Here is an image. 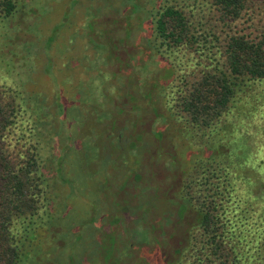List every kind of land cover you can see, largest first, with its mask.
Wrapping results in <instances>:
<instances>
[{"label":"trees","instance_id":"obj_1","mask_svg":"<svg viewBox=\"0 0 264 264\" xmlns=\"http://www.w3.org/2000/svg\"><path fill=\"white\" fill-rule=\"evenodd\" d=\"M67 1L0 0V264H64L73 132L80 165L106 159L124 181L91 218L109 262L264 264V0H88L100 32L81 60L98 73L54 78L77 89L54 105L35 79L54 72ZM180 141L199 149L189 163Z\"/></svg>","mask_w":264,"mask_h":264},{"label":"rangeland","instance_id":"obj_2","mask_svg":"<svg viewBox=\"0 0 264 264\" xmlns=\"http://www.w3.org/2000/svg\"><path fill=\"white\" fill-rule=\"evenodd\" d=\"M64 2L59 3L62 8L65 6ZM73 4V0H68L66 2V5H69L68 17H70L72 21L70 24L67 23L64 27L60 28V30L57 32V37L54 40L53 47L50 49V54L53 57L55 63L54 72L44 76L42 72H38L36 74L35 83L37 82L40 85L37 86V88H42V90H45L49 93V104L54 103L55 105L56 101H58L53 100L55 99L54 94L57 99L60 94L67 98L75 93V91L77 92V89L73 88V85L75 87L79 84V82H90L91 76L94 77L98 73L97 70H85L84 65H89L90 62L81 59L88 57L91 50H88L87 48V39L83 38L84 35L88 34L87 37H90V32L94 33V31L97 30L96 33L98 34L100 31L99 29H92V26H89L88 24L84 26L87 12L85 8L89 4V1L80 0V3L77 6ZM59 14L60 13L57 12L53 15L52 23H56L58 21L60 17ZM48 22L49 21H45V28L47 31H49ZM92 53V57L93 55L95 57L98 56V53L94 50H92ZM72 76L75 77L71 81L73 84L71 86L69 81L65 82V79H68V77L70 78ZM54 78L58 80L65 78L63 80V85L59 86L57 83L54 85ZM108 83L111 82L108 81ZM98 84L99 81L96 79L92 83L93 86H97ZM31 87L33 88L35 85H32ZM82 88L85 89L84 87ZM60 90L63 91L61 92ZM111 94L114 95H112L114 98H119L118 90H112ZM70 112L72 111L70 110ZM103 112L105 113V111H102L99 114L98 111L93 112L95 122L99 120L101 116H103ZM87 126L89 128L92 125L88 124ZM84 134L86 137L91 136V138H94L95 133L92 132L91 134V132L87 131ZM80 137H84V135L82 134L78 136L75 132H73V135L71 134L70 137L65 139L69 141V143L66 142L67 146L65 147V149H67L65 161L67 164L66 171L69 175L68 183L73 181L74 185H69L71 195L69 200L70 203H68L66 217L62 218L64 224L69 230L68 233L64 235V237L59 236L61 239L63 238L66 241V246L62 250L64 253L66 252V255H68L67 257L63 258L62 262L64 264H117V258H113L112 262H109V259L112 258L110 253L112 250L111 246H109L110 241L109 244L106 243L107 240L104 242H101V239L100 241H96V237L99 239L100 236L98 233H95L94 230L96 223H94V219L91 220V218L94 216L93 214H95L96 220L105 222L107 214L115 212V208L112 206V199L110 196L113 195L117 186L120 188L123 186L124 181L121 183L120 177L112 176L111 171H108L109 169L106 167L108 165L106 159L102 160L99 158L87 167L80 165L79 163L81 162L79 161V154L83 152L81 149L82 142L80 141ZM62 138L63 137L61 135L60 140ZM83 140H85L86 148L87 140L85 138ZM179 150L180 151H178V154H180L183 159H185V157L188 158L186 159L187 162L195 159L199 154V149L195 148L194 146L193 148L184 147L182 142ZM193 150H195V152H193ZM114 170L116 169L114 168ZM106 175H110L111 179L107 180V178H104ZM113 175L117 176L118 173ZM110 185H112L111 188H109ZM59 187L60 192H62L63 195L69 193L68 185L60 184ZM97 196L98 199L100 197L101 202L90 203L91 201H94L95 197ZM117 196L119 199L121 198L120 195ZM65 205L66 203H62V207ZM125 221L126 219L123 218V222ZM83 223L86 225L83 226ZM58 235L63 234H57V237ZM98 243L102 245L101 251H99L101 246L99 247ZM122 249L124 251L126 250L124 246ZM122 249L120 251H122ZM70 257L72 258L70 259ZM125 264L130 263L127 261Z\"/></svg>","mask_w":264,"mask_h":264}]
</instances>
